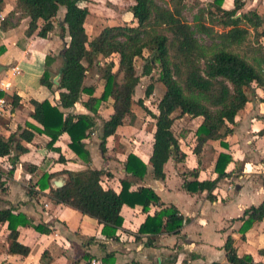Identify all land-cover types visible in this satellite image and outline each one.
I'll list each match as a JSON object with an SVG mask.
<instances>
[{"label":"trees","instance_id":"16d2710c","mask_svg":"<svg viewBox=\"0 0 264 264\" xmlns=\"http://www.w3.org/2000/svg\"><path fill=\"white\" fill-rule=\"evenodd\" d=\"M134 1L131 10L135 25L123 22L106 26L99 35L90 39L86 29L90 13L88 0H17L18 8L31 17L27 34L37 32L43 38L48 37L55 28L53 19L61 6L66 7L67 26H62L61 32H67L69 36L68 44L63 49L67 61L65 66L64 63L62 65L59 84L55 85L52 81L49 69L41 77L42 84L59 91V104H53L48 99L39 101L32 98L34 111L31 117L38 125L27 122L25 128L20 127L8 137L0 135V156L10 155L9 159L16 165L21 155L31 153L24 142H33L37 134H46L50 137L47 147L59 152L57 161L65 162V156L55 144L62 134L68 133V148L84 161H90L91 153L84 140L96 128L100 107L109 100L113 113L102 121V151H106L107 139L117 135L125 119L135 118L134 104L138 103L151 115L156 126L149 158L156 178L165 176L164 167L170 159L181 160L185 155L180 146L181 137L173 131L175 120L185 114L203 117L193 134L195 155L200 156L210 141L221 140L222 144L227 145L223 141L233 133L236 116L249 101L248 91L256 87L264 92V28H258L262 25L261 16L253 10L239 16L244 7L241 0H235L232 9L223 7L224 0H213L198 9L197 30L211 40L210 44H203L194 26L183 17L185 0H168L164 4L158 0ZM197 3L200 4V1ZM3 5L4 0H0V12ZM217 26L222 29H216ZM2 27H5L4 24ZM167 31L171 33V38ZM146 50L155 53V61L151 56L144 58ZM114 54L117 55L116 61L112 60L104 70V90L97 96L95 86L85 84L87 71L100 57ZM139 58L146 59L141 75L136 70ZM49 61L51 58H48ZM157 62L161 68L159 80L164 84L165 91L157 104L158 113H154L146 106L145 98L135 99V92L141 76L152 77ZM153 92L154 84L150 83L145 97H150ZM2 96L4 92L0 91V98ZM12 97L13 105H17L21 98L17 94ZM78 102L90 113L72 112L71 109ZM232 159L230 154L220 153L215 179L199 180L196 172H193L192 175L196 177L192 180L185 178L184 188L190 193L207 191L213 199V191L220 180L228 175L226 167ZM124 166L127 173L136 177L143 178L148 173V164L134 152L128 155ZM3 173L0 169V189H4L6 183ZM62 175L67 176L64 185L53 186L52 179ZM110 175L105 169H64L44 172L37 184L42 191L49 189L48 195L54 202L68 205L96 219L103 225L102 232L107 237L115 238L117 230L123 226L122 209L125 205H142L148 213L150 205L160 204V197L151 187L132 189L129 179L120 180L119 190L105 186L104 177ZM262 219L264 202L245 210L241 231L245 233ZM184 222L183 215L174 205L166 206L152 215L148 213L139 232L151 235L164 231L178 233ZM4 224L9 230L6 238L9 253L28 256L31 247L18 240V227L30 225V219L11 208L0 209V227ZM35 227L39 229L41 226ZM225 249L229 264H256L250 254H238L231 235L226 240Z\"/></svg>","mask_w":264,"mask_h":264},{"label":"crops","instance_id":"0c3cea01","mask_svg":"<svg viewBox=\"0 0 264 264\" xmlns=\"http://www.w3.org/2000/svg\"><path fill=\"white\" fill-rule=\"evenodd\" d=\"M185 1L187 4L200 1V6L204 7L213 0ZM234 1L224 0L223 7L234 8ZM241 3L244 7L238 15L256 11L262 22L258 28L263 29L264 0H241ZM134 4V0H88L90 13L86 29L89 38H95L106 26L123 22L135 25L131 10ZM65 15L66 7L61 6L53 19L55 28L48 37H40L37 32L28 35L26 31L31 17L18 8L17 0H4L0 12V91L4 92L1 98H5L8 104L0 115V135L8 137L20 127L25 128L27 122L38 125L31 117L34 111L32 98L59 104V91L42 84L41 77L49 69L54 82L53 78L63 67V49L69 41L68 33L61 32L62 26H67ZM262 43L264 45V37ZM114 56L100 59L116 61L117 55ZM48 58L52 62H48ZM87 74H92L93 78H86L85 84L94 85L95 95L100 96L105 85L103 77L100 81L95 78L96 72L88 70ZM13 94L21 98L17 105H13ZM248 96L247 105L236 116L233 133L223 141L227 145L221 140L210 141L197 156L193 153L194 137H190V143L188 138L181 137L180 146L185 155L181 160L170 159L162 178L154 176L149 164L155 124L148 153H145L147 145L142 143L143 140L132 143L128 131L122 132L128 117L118 128L117 135L107 139L106 151H102V121L113 113L110 100L100 107L96 128L84 140L91 153L90 161H84L68 148V133L62 134L55 144L65 156V162L57 161L59 152L47 147L50 137L46 134H37L33 142H24L31 153L21 155L16 165L9 159L10 155L0 156V169L6 181L5 190L0 189V209L11 208L15 213H23L31 223L18 227V240L31 247L28 256L9 253L7 224L0 227V264H229L225 244L230 235L235 239L240 256L250 254L256 264L264 263V219L255 222L245 233L241 231L245 210L264 202V92L253 87ZM71 111L90 113L81 102ZM192 119L196 124L188 132L193 135L203 117ZM127 128L132 129L131 126ZM131 152L148 164L145 177L127 173L124 162ZM222 152L230 154L233 159L226 167L228 175L213 191L214 198L207 191H187L183 183L185 178L192 180L196 177L193 172L199 180H212L218 176L216 162ZM87 168L110 172V176L104 177V185L116 190H119L121 179L132 181V189L151 187L159 195L160 204L150 205L148 213L152 215L163 207L174 205L185 219L183 227L178 233H140V226L148 213L142 205H125L122 209L124 222L116 232L117 237H107L102 232L103 225L96 219L54 202L48 195L49 189L42 191L37 184L44 172ZM60 177L66 182V175H62L52 179V185ZM36 225L41 227L36 229Z\"/></svg>","mask_w":264,"mask_h":264},{"label":"rangeland","instance_id":"374dc122","mask_svg":"<svg viewBox=\"0 0 264 264\" xmlns=\"http://www.w3.org/2000/svg\"><path fill=\"white\" fill-rule=\"evenodd\" d=\"M164 1L167 2L168 0H163V2ZM163 2H161V3H163ZM199 8H202V6H200V4H198L197 2L195 4L194 3H190V4L186 3V8L184 10L183 17L186 21H188L190 24H192L194 26V28L196 29L197 37L199 38V40L203 44H210V42H211L210 38L207 35H205L202 32L197 30L198 9ZM216 29L221 30L222 27L217 26ZM251 30H253V28H251ZM259 30H261V29H259ZM252 33H254V32L252 31ZM166 34L170 38L172 37L170 32L167 31ZM114 55H113V57H115ZM150 56H151L152 60L155 61V59H156L155 53H153L150 50H146L144 58H147ZM101 60L104 62L103 64L99 63ZM108 61H104L103 58L99 59V61L95 65L90 67L89 71L91 73L96 72L95 78L100 80V78L104 76V70L106 69L107 65L111 62V60H108ZM145 61H146V59H143V58H139L136 61V70H137V73L139 75L142 74V69H143V65L145 64ZM58 70L59 69H57V71ZM160 74H161V68H160L159 62H157L155 68L153 69L152 77L141 76L140 84L137 86V89L135 92V99L138 100L139 98H145L146 106L150 110H152V112H154V113L155 112L158 113L157 104L159 103V101H160V99L163 96L164 91H165L164 84L159 80ZM86 78H93V76H92V74L90 76H89V74H87ZM98 80H96V81H98ZM100 81H102V80H100ZM150 83L154 84V92L150 97H145V90ZM39 95H42V93H39ZM134 112L136 115L135 118L132 119L131 117H128V119L126 120V123H125V129L122 132L127 133V131H128L129 134H127V136L130 135L128 138L129 139L131 138L130 141L132 143H135L137 140L139 142L141 140H143L142 143H144V145H147L144 147L145 153H148V151L150 149L149 148L150 142L152 139V128H153V124H154V119L138 103L134 104ZM195 124L196 123L192 119V117L182 116V117H179L175 120L173 129H174V132L176 133L177 136L188 138L187 142L190 143V140H191L190 137L193 135L190 134V132H188V131L191 128V126H195ZM129 126H131L132 129L127 128ZM136 134H139V136ZM3 190H5V187Z\"/></svg>","mask_w":264,"mask_h":264},{"label":"water","instance_id":"95a60500","mask_svg":"<svg viewBox=\"0 0 264 264\" xmlns=\"http://www.w3.org/2000/svg\"><path fill=\"white\" fill-rule=\"evenodd\" d=\"M63 58H64V66H65L67 59L64 55H63ZM62 71H63V67L60 69L58 76L55 79L53 78V80L56 84H59L58 78L61 76ZM66 178H67V176H66ZM64 183H65L64 178L60 177L59 179L54 181L53 185L55 187H60V186L64 185Z\"/></svg>","mask_w":264,"mask_h":264},{"label":"built area","instance_id":"2783aa9c","mask_svg":"<svg viewBox=\"0 0 264 264\" xmlns=\"http://www.w3.org/2000/svg\"><path fill=\"white\" fill-rule=\"evenodd\" d=\"M15 70L17 71L18 69L15 68ZM7 104L8 101L5 98L0 99V115L5 112Z\"/></svg>","mask_w":264,"mask_h":264}]
</instances>
